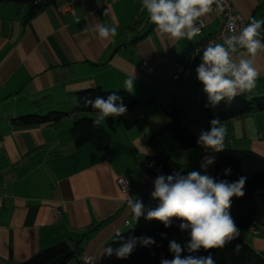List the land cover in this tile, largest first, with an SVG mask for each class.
Instances as JSON below:
<instances>
[{"label": "crops", "instance_id": "crops-1", "mask_svg": "<svg viewBox=\"0 0 264 264\" xmlns=\"http://www.w3.org/2000/svg\"><path fill=\"white\" fill-rule=\"evenodd\" d=\"M234 7L248 21L264 19V0H234ZM29 12L25 1L0 0V264H21L63 241L77 249L67 264H86L85 255L93 257L92 264H105L106 244L145 220L136 222L126 196L141 198L146 209L158 204L150 196L156 175L146 171V158L166 153L186 173L203 171L206 153L200 145L182 148L169 131H156L171 120L173 108L196 141L201 130L209 129L197 110L204 94L195 72L202 52L186 55L217 31L222 19L213 11L202 18L205 25L193 40L160 41L142 0H53ZM98 22L117 24L119 34L101 40L92 30ZM142 62L146 71L139 69ZM181 62L189 72L177 82L173 76ZM256 67L260 76L255 89L244 93L247 98L264 95V55ZM134 70L130 93L139 100L145 127L126 128L119 117L108 118L111 124L106 119L101 125L107 147L76 145L73 121L95 115L75 110L77 92L96 86L125 90ZM53 111L66 114L40 124L17 120ZM221 123L228 133L225 149H247L264 158V111ZM207 171L212 175V165ZM119 175L129 182L127 194L116 184ZM238 228L253 250L264 252V226ZM169 237L182 247L189 238L180 229ZM187 255L185 249L182 256Z\"/></svg>", "mask_w": 264, "mask_h": 264}, {"label": "clouds", "instance_id": "clouds-1", "mask_svg": "<svg viewBox=\"0 0 264 264\" xmlns=\"http://www.w3.org/2000/svg\"><path fill=\"white\" fill-rule=\"evenodd\" d=\"M142 8L155 26L157 39L191 41L200 33L201 18L214 10L223 11V0H142ZM237 19L233 18V23ZM118 27L115 23L98 22L92 30L101 40H114L119 34ZM262 55V18H250L239 31L233 30L224 36L222 42H209L202 50L201 62L195 69L196 79L203 86L208 105L230 104L238 95L253 91L260 76L256 62ZM134 80L135 70L124 81L123 88L132 92ZM81 99L84 107H90L95 112L92 117L94 127H100L108 118L115 119L127 113V106L115 92L106 99L99 95ZM209 125L208 130H201L196 141L206 153L200 163L203 171L158 174L153 181L154 190L150 193L151 198L158 201L155 208L146 209L141 198L126 196V204L136 222L141 217L155 219L168 228L173 220H179L180 231L188 233L184 247L175 240L169 242L173 258L162 259L161 264H215L210 250L224 248L240 235L230 209L234 197L245 195L247 177L240 176L235 181H229L208 174L209 166L215 163L213 154L224 151L228 134L227 127L218 118L210 120ZM224 174L230 175L231 168H226ZM138 242L144 246L156 243L150 237H130L123 240L118 248L108 246L104 254L111 256L115 253L117 258H127ZM235 247L239 251L240 245ZM185 249L189 255L182 256ZM200 250L209 252V255H192Z\"/></svg>", "mask_w": 264, "mask_h": 264}, {"label": "trees", "instance_id": "trees-1", "mask_svg": "<svg viewBox=\"0 0 264 264\" xmlns=\"http://www.w3.org/2000/svg\"><path fill=\"white\" fill-rule=\"evenodd\" d=\"M25 1L30 5L29 16L41 9L42 5L53 0H19ZM115 92L127 106V113L120 116L124 127H136L142 129L145 127L147 120L138 112L139 100L136 96L126 90L106 91L99 86L83 89L76 94L77 112H94L90 107L83 105L82 97L102 96L105 99L109 94ZM119 103V101L117 102ZM198 116L200 120L209 125V121L218 118L224 122L235 117L242 116L251 112L264 111V95L247 98L244 94L238 95L230 104L221 102L218 106L208 105V99L204 93L197 104ZM66 113L53 111L45 115H23L17 118L22 123H46L54 122L61 119ZM171 120L163 127L156 131V134L169 131L175 139L178 146L182 148L194 147L196 136L190 126L184 122V117L178 114L174 108L170 112ZM111 124V119H108ZM71 132L76 145L91 142L100 148L107 147L108 137L104 135L102 127H94L90 116H80L73 121ZM219 161L212 166V176L218 179H227L235 181L240 176H246L245 195L241 198H233L230 213L235 220L237 227L242 226H264V158L255 155L247 149H224L218 153ZM146 171L153 175H169L174 171L186 172L182 167L174 162L166 153H157L146 158ZM231 168V174L225 176L224 170ZM179 220H173L172 226L166 228L161 222L153 219L137 225L133 229L121 232L111 239L105 246L113 248L120 247L123 240L130 237L152 238L155 244L144 246L137 243L132 253L127 258H117L115 253L108 256L106 254L105 264H161L162 259H172L173 254L169 251V242L174 240L168 236L170 231L179 229ZM162 234H164L162 236ZM240 245L239 251L236 245ZM215 260V264H264V252L253 250L250 245L238 236L226 247L210 250ZM77 249L67 242L53 244L36 254L21 264H67L75 257ZM209 252L200 250L198 256H207Z\"/></svg>", "mask_w": 264, "mask_h": 264}, {"label": "built area", "instance_id": "built-area-1", "mask_svg": "<svg viewBox=\"0 0 264 264\" xmlns=\"http://www.w3.org/2000/svg\"><path fill=\"white\" fill-rule=\"evenodd\" d=\"M41 1V0H37ZM215 11V10H214ZM222 19V24L220 28L207 36L205 39H203L201 42L191 46L188 49L186 57L191 58L195 56L196 54L202 52L204 47L209 43V42H222L224 36L231 34L233 30L239 31V29L247 24L248 20L246 16L235 9L234 7V0H223V11L222 12H217L215 11ZM233 18H239L233 23ZM205 23L203 19L201 18V26H200V33L202 31V28L204 27ZM199 33V34H200ZM139 69L141 71H146L147 70V65L142 62L139 64ZM189 72V68L185 62L178 63L175 69L174 73V80L177 82H180L184 79L187 78ZM215 155V163L219 161V156L218 154H213ZM214 163V164H215ZM213 164V165H214ZM212 165V166H213ZM116 184L118 185L120 191L124 194H127L130 191V185L128 180L119 175L116 177ZM0 201H1V195H0ZM60 211L57 209L55 212L56 217L59 215ZM251 231H255V228L250 226ZM83 262L86 264H92L93 263V257L92 256H82L81 259Z\"/></svg>", "mask_w": 264, "mask_h": 264}, {"label": "rangeland", "instance_id": "rangeland-1", "mask_svg": "<svg viewBox=\"0 0 264 264\" xmlns=\"http://www.w3.org/2000/svg\"><path fill=\"white\" fill-rule=\"evenodd\" d=\"M145 221H146V219H145L143 222H145ZM143 222H142V223H143ZM170 232H171V231H170ZM170 232L168 233V236H169Z\"/></svg>", "mask_w": 264, "mask_h": 264}]
</instances>
